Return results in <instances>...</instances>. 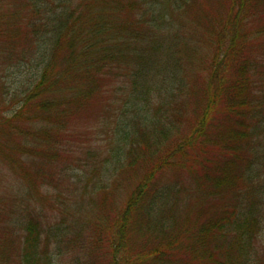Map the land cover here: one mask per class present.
I'll return each mask as SVG.
<instances>
[{
  "label": "trees",
  "instance_id": "obj_1",
  "mask_svg": "<svg viewBox=\"0 0 264 264\" xmlns=\"http://www.w3.org/2000/svg\"><path fill=\"white\" fill-rule=\"evenodd\" d=\"M84 117L106 157L75 148ZM76 149L111 180L90 200L108 264H264V0H0V158L29 183L0 264L74 248L31 193L79 177ZM37 158L59 173H32Z\"/></svg>",
  "mask_w": 264,
  "mask_h": 264
},
{
  "label": "rangeland",
  "instance_id": "obj_2",
  "mask_svg": "<svg viewBox=\"0 0 264 264\" xmlns=\"http://www.w3.org/2000/svg\"><path fill=\"white\" fill-rule=\"evenodd\" d=\"M8 4L9 2L6 5L8 6ZM31 72L33 71H30V74ZM26 76L27 72L12 68V70L7 72L5 81L15 82ZM77 122V137L73 140L75 148L80 145L89 146V144H98L100 147L98 152L104 153L101 155L102 158L106 157L108 142L106 140L100 141L101 137H99V135L102 130L99 129L95 121L90 120L89 117H84ZM82 158L85 160L84 151L76 149V151L73 152V157L69 160L74 161H71L70 166L80 172L79 177L70 174L68 178H60V180L54 179L52 182L45 181V183L49 184L48 188L50 191L44 197L37 194L38 192L36 190H33L34 193H31V204L38 207L39 210H42L45 214L51 216L53 221H57V226H60L62 233L68 232L69 236H74V238H76V242L72 243L74 244V248H72L71 251H67L65 247L64 250L66 252L62 254L63 256L56 255L54 257V264H108L109 262V257L105 251L107 248L105 244L97 245V243L94 242L99 234H101V230L105 228L104 220H107V218L105 213L101 211V207L91 211L90 200L96 195V199L100 196L99 193L94 191L98 185H102V183L109 185L111 180L107 177L106 173L100 175L99 173H90V171H81L76 163L78 160H82ZM4 160L0 158V227L4 218H7L4 216L6 209L13 207V205L16 206L17 199L15 198L22 193L25 194L29 189V183L18 175V169ZM35 161L37 162L32 164V173H35L36 170L40 171V169L46 172L59 173L56 172L54 168L50 169L47 163H42L39 158ZM91 161L92 160H90V162ZM174 176H176V173L171 172L167 177L168 181H172ZM120 180L121 179H119V181ZM122 187L116 193V201H121L127 195V192L131 190V184L124 187V189ZM112 198L113 197H111V199ZM96 223L98 224L96 225ZM1 235H3V230L0 228V237ZM140 239L141 238L136 237L134 243H139V241H141ZM262 243L264 245V237Z\"/></svg>",
  "mask_w": 264,
  "mask_h": 264
}]
</instances>
